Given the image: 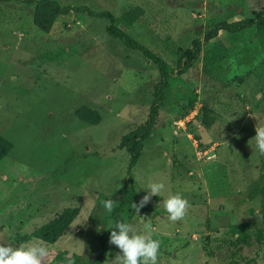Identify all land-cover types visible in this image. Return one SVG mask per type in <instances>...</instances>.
<instances>
[{
    "label": "rangeland",
    "instance_id": "374dc122",
    "mask_svg": "<svg viewBox=\"0 0 264 264\" xmlns=\"http://www.w3.org/2000/svg\"><path fill=\"white\" fill-rule=\"evenodd\" d=\"M57 1L116 18L143 8L140 22L119 26L170 72L213 23L264 10V0ZM32 9L16 0L0 4V136L12 145L0 162V241H37L34 230L77 208L66 235L46 243L49 264H67L69 256L73 264H95L98 237L112 224L104 202H115L127 176L129 155L118 148L120 139L147 120L158 72L108 37L106 22L70 14L46 34L33 25ZM204 105L214 120L209 128L201 126ZM84 106L99 112V124L75 116ZM255 126H264V49L255 28L220 32L211 43L203 41L191 69L169 80L132 170L139 201L150 183H165L148 212L131 220L122 215L141 231L150 225L161 241L158 264H264V246L256 243L263 227L264 154L251 140ZM169 192L190 205L176 222L164 208ZM107 247L102 264L119 253Z\"/></svg>",
    "mask_w": 264,
    "mask_h": 264
},
{
    "label": "trees",
    "instance_id": "16d2710c",
    "mask_svg": "<svg viewBox=\"0 0 264 264\" xmlns=\"http://www.w3.org/2000/svg\"><path fill=\"white\" fill-rule=\"evenodd\" d=\"M12 0H0V4H8ZM22 4L32 6V22L33 25L41 32L48 34L54 23L59 17L70 14L85 15L89 18L106 22L105 33L108 37L118 40L125 48L130 51L138 52L141 56L155 67L158 72V81L153 86V101L149 108L147 120L139 125L135 130L121 137L118 148L125 150L129 155V163L127 176L124 181L123 188L119 191L118 197L115 199V205L110 213L112 222L99 237L98 243L100 250L95 257V264H102L106 258L110 231L114 229L115 223L123 221L124 214L127 219L131 220L137 214L131 207L132 203H138L136 197L135 186L132 178V170L137 165L140 155L143 151V143L148 140L157 123L160 109L164 105L165 92L169 88V80L175 79L178 76L185 74L192 68L193 64L198 60L203 41L211 43L214 41L220 32H225L229 35H237L241 32L255 28L257 38L260 41L261 47L264 49V10L252 11L250 13H242V20L234 22L219 21L213 23L204 33L203 40L194 39L189 48L184 50L177 59L174 71L167 70L166 62L150 49L142 45L136 39L127 34L120 28V23L125 28H130L134 24L140 22L144 16L143 8L139 6L131 7L125 10L118 18L109 11H94L88 6H71L61 4L57 0H16ZM242 82V80H241ZM201 126L209 128L213 125V118L210 116L211 110L206 106H202ZM75 116L82 122L97 125L101 122L100 114L97 110L89 107L77 108L74 112ZM12 149L11 143L0 136V162L8 155ZM264 193V185L261 189ZM141 213L148 212L146 205L139 210ZM79 210L77 208H67L59 213L53 220L37 228L32 232V237L37 240H43L47 244L56 243L61 237L68 232L70 225L77 218ZM260 215L263 227L258 231V245L264 246V204H261ZM124 222V221H123Z\"/></svg>",
    "mask_w": 264,
    "mask_h": 264
},
{
    "label": "clouds",
    "instance_id": "9594fccd",
    "mask_svg": "<svg viewBox=\"0 0 264 264\" xmlns=\"http://www.w3.org/2000/svg\"><path fill=\"white\" fill-rule=\"evenodd\" d=\"M251 140L255 142L259 152L264 154V126H255V136ZM147 190V194L138 203L131 204L136 213L145 207L153 196H158L165 191V183L152 182ZM115 203L112 199L104 202L107 212H112ZM163 203L171 222L183 219L190 207L188 200L178 193L169 192ZM108 242L119 249V253L108 264H158L161 241L153 238L150 225L141 231L133 223L116 222L114 229L110 231ZM50 257L49 247L43 240L19 246L0 241V264H49ZM65 259L67 264H73L70 256Z\"/></svg>",
    "mask_w": 264,
    "mask_h": 264
},
{
    "label": "water",
    "instance_id": "95a60500",
    "mask_svg": "<svg viewBox=\"0 0 264 264\" xmlns=\"http://www.w3.org/2000/svg\"><path fill=\"white\" fill-rule=\"evenodd\" d=\"M240 11H241V10H240V9H238L236 12H237V13H240Z\"/></svg>",
    "mask_w": 264,
    "mask_h": 264
}]
</instances>
